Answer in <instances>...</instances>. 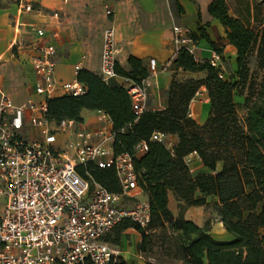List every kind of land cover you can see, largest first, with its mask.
<instances>
[{
	"label": "trees",
	"instance_id": "obj_1",
	"mask_svg": "<svg viewBox=\"0 0 264 264\" xmlns=\"http://www.w3.org/2000/svg\"><path fill=\"white\" fill-rule=\"evenodd\" d=\"M264 0L255 5L252 27L240 16L231 14L227 0H213L208 14L219 21L228 45L236 50V81L220 77L221 69L209 61H197L187 49H180L171 62L175 71L166 91L167 107L144 110L136 115L126 85L116 78L105 81L99 74L81 69L76 80L85 93L78 97L63 95L47 100L46 119L60 123H82L83 110L97 111L111 121L115 155L129 154L133 159L137 184L147 197L149 222L142 227L125 219L114 227L106 241L120 246L125 232L136 231L141 255L159 247L180 264H264ZM194 43L206 40L222 58L223 48L212 42L204 30L192 32ZM204 73V78L176 79V72ZM119 78L142 86L150 77L146 63L130 56L127 68L115 64ZM205 89L210 110L204 124L197 123L190 105ZM242 99L238 102L236 99ZM154 132L174 135L178 141L171 149L150 141ZM146 142L148 150L137 156L135 147ZM194 154L208 171L194 176L186 158ZM220 165V168H219ZM79 174L111 193L121 187L114 169L95 165L81 166ZM178 202L179 215L169 208V195ZM213 205L228 241L212 236L210 222L200 227L184 218L188 208ZM0 249L2 244L0 242ZM114 264H128L119 257ZM147 264H153L147 262Z\"/></svg>",
	"mask_w": 264,
	"mask_h": 264
},
{
	"label": "built area",
	"instance_id": "obj_2",
	"mask_svg": "<svg viewBox=\"0 0 264 264\" xmlns=\"http://www.w3.org/2000/svg\"><path fill=\"white\" fill-rule=\"evenodd\" d=\"M24 9L32 10L30 6ZM36 35L43 38L45 33L37 29ZM191 35L187 27H173L176 52L184 48L194 55L196 43ZM56 56V47L45 44L33 60L34 92L41 97L39 102L17 107L0 92V264H114L122 253L106 237L125 219L146 226L148 203L134 209L121 206L125 198L143 193L132 157L115 155L114 134L107 124L88 130L75 121L56 124L46 119L48 99L85 93L77 80L57 82ZM209 63L223 71L220 55L213 53ZM115 64V33L108 28L103 35L99 73L105 81L118 77ZM79 70L80 63L75 66V72ZM145 83L139 86L124 79L136 115L145 110ZM26 130L32 136L25 135ZM168 136L154 132L150 141L167 147ZM147 150V143L142 142L135 147V154ZM90 164L114 169L121 192L114 194L85 180L78 168Z\"/></svg>",
	"mask_w": 264,
	"mask_h": 264
},
{
	"label": "crops",
	"instance_id": "obj_3",
	"mask_svg": "<svg viewBox=\"0 0 264 264\" xmlns=\"http://www.w3.org/2000/svg\"><path fill=\"white\" fill-rule=\"evenodd\" d=\"M0 1L5 4L0 5V92L6 94L15 106L20 107L26 100L32 99L35 102L41 100V97L34 92L33 60L38 55L41 46L45 44H52L57 49L55 59L57 82L68 83L76 80L75 66L79 63L81 69L94 74L100 73L101 46L96 54L84 56V50L80 44L68 38L66 29L69 28V25L65 22L73 9V3L77 0ZM212 1L108 0L110 9L106 12L105 23L115 33L116 63L127 68L129 57L134 56L143 60L150 70V77L145 83L148 92L145 103L146 110L157 111L167 107L166 91L175 74V71L171 70V62L177 53L173 43V27L177 25L187 27L197 35L201 29L204 30L212 42L218 43L223 48L222 70L224 65H230L232 71H236V50L228 45L223 26L208 14V6ZM25 6H30L32 10L26 11ZM76 8L82 9L80 6ZM59 14L64 15L65 19L60 20ZM37 29L44 31L43 38L36 35ZM27 42L30 44L29 46H26ZM213 53L212 47L206 40H199L196 43L194 57L197 61H209ZM181 75H185L186 79L205 77L204 73L178 70L176 76L181 77ZM116 80L124 83L122 78L117 77ZM26 82L30 84V91L25 87ZM197 97H201L202 102H196ZM209 110V98L206 90L202 89L191 102V117L197 123L204 124ZM81 117L83 119V122L80 123L81 126L88 130H97L105 124L111 128L110 119L107 116L104 117L100 112L83 110ZM168 140L171 142L169 149L178 141L174 135H169ZM190 156H194V154ZM141 196L147 203V197L144 194ZM175 204L177 206L178 202L171 193L169 208L172 214L177 217L179 209H175ZM196 208L203 207L188 208L184 213V218L202 227L203 223H199L189 216L190 211ZM220 224L222 237L214 238L221 241L231 240V235L224 230L222 223ZM140 241L141 237L135 231L133 234L135 251ZM118 247L120 249L122 246ZM121 253L125 261H131V256H126L124 250Z\"/></svg>",
	"mask_w": 264,
	"mask_h": 264
},
{
	"label": "rangeland",
	"instance_id": "obj_4",
	"mask_svg": "<svg viewBox=\"0 0 264 264\" xmlns=\"http://www.w3.org/2000/svg\"><path fill=\"white\" fill-rule=\"evenodd\" d=\"M257 3H259V0H227L231 14L240 16L246 23L250 22L252 27H256L254 15L256 13L255 5ZM0 5L5 4H2L0 1ZM77 6L82 7V9L78 10L76 8ZM262 7H264V4ZM109 9L110 4L108 3V0H77L73 3V9L67 16V20L65 22L69 25V28L66 27V31L69 39L80 44L81 48L84 50V56H87L88 54H96L99 46H101L100 51L102 53L103 35L108 28L105 23V17L107 16L106 12ZM59 19L64 20L65 16L59 14ZM29 45L30 44L27 42L26 46ZM11 71L14 72L12 69ZM221 74L223 76L222 78L226 81H236V74L232 71L230 65H224V69ZM12 76L14 77V75ZM176 79L183 81L186 79V76L181 75V77H176ZM25 87L29 91L31 90L28 82L25 83ZM236 100L240 103L242 102V99L238 97ZM26 101L20 107L26 106L30 101H32V99L27 102ZM196 102H202V98L197 97ZM24 133L27 136H32L28 130ZM168 144L169 146L167 145V147H170L171 142ZM186 163L194 176L208 172L195 155L188 156L186 158ZM215 201L216 200L212 197L207 198L209 205L203 208L192 209L189 216L199 223L205 224L210 222L212 227V236L221 238L222 226L213 208ZM143 203L144 200L142 196L138 195L135 198H125L122 201L121 206L127 209H134L138 204ZM175 209L178 210V206H176V204ZM134 233L135 231H128L127 233H124L121 240L122 247L120 248V251L124 250L126 256H131V261L128 262V264H147V262L153 264H180V262L175 261L171 255L164 253L159 247V244L154 248L153 253L148 255L139 254L137 250L135 251L133 248Z\"/></svg>",
	"mask_w": 264,
	"mask_h": 264
}]
</instances>
